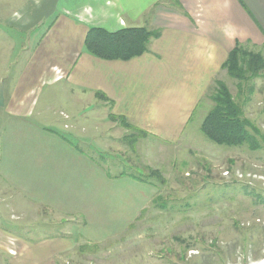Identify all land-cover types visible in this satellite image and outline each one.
<instances>
[{
  "label": "rangeland",
  "instance_id": "1",
  "mask_svg": "<svg viewBox=\"0 0 264 264\" xmlns=\"http://www.w3.org/2000/svg\"><path fill=\"white\" fill-rule=\"evenodd\" d=\"M19 2L0 0V14ZM6 24L0 23V191L16 193L9 206L0 198L1 237L31 232L72 242L58 264H264V70L242 88L224 69L220 76L258 128L257 150L218 145L201 131L216 80L176 141L141 136L119 120L108 132L103 110L89 120L75 116L80 108L65 96L66 82L51 83L43 67L49 60L32 59L49 22L30 32ZM25 92L35 100L33 111L13 117L9 99ZM101 174H131L149 184L124 179L99 192ZM46 190L57 192L62 212L44 201ZM24 192L31 199L18 196ZM12 263L0 247V264Z\"/></svg>",
  "mask_w": 264,
  "mask_h": 264
},
{
  "label": "crops",
  "instance_id": "2",
  "mask_svg": "<svg viewBox=\"0 0 264 264\" xmlns=\"http://www.w3.org/2000/svg\"><path fill=\"white\" fill-rule=\"evenodd\" d=\"M18 5L0 14V23L30 32L49 22L33 45L32 59L49 60L43 67L51 71V83L66 82L65 96L80 108L75 116L89 120L103 110L108 132L117 129L114 115L154 138L176 141L187 130L208 85L221 79L223 64L237 44L264 56V0H20ZM91 27H146L160 34L142 56L104 60L85 50ZM27 95L9 99L7 109L13 117L30 116L35 100ZM83 128L81 132L89 131ZM99 178V192L124 179L139 183L109 174ZM14 193L0 191V198L9 206ZM56 193L46 190L42 197L62 212ZM18 196L31 199L27 192ZM30 233L24 238L0 236V247L13 257L12 264H58L73 248L61 238Z\"/></svg>",
  "mask_w": 264,
  "mask_h": 264
},
{
  "label": "trees",
  "instance_id": "3",
  "mask_svg": "<svg viewBox=\"0 0 264 264\" xmlns=\"http://www.w3.org/2000/svg\"><path fill=\"white\" fill-rule=\"evenodd\" d=\"M159 34V31L146 27H127L118 31L91 27L87 32L84 47L88 53L104 60L128 61L148 52L151 39L158 37ZM223 69L228 77L237 80L239 88H242L243 82L246 83L261 76L264 70V56L261 52L248 50L237 44L229 53ZM98 95L105 97L100 92ZM210 99L212 108L204 117L200 127L205 136L222 146L248 145L250 149H259L261 145L256 136L259 134L258 128L244 115L243 108L224 80L215 81ZM111 119L119 120L122 126L140 133L141 136H148L146 131L133 126L124 117L111 115ZM126 139L134 145L137 137L130 135ZM152 174L160 176L159 171H154ZM128 176L148 183L145 179L134 177L131 174ZM89 248L90 246L85 245L81 250L84 252Z\"/></svg>",
  "mask_w": 264,
  "mask_h": 264
},
{
  "label": "bare ground",
  "instance_id": "4",
  "mask_svg": "<svg viewBox=\"0 0 264 264\" xmlns=\"http://www.w3.org/2000/svg\"><path fill=\"white\" fill-rule=\"evenodd\" d=\"M262 261V260H261Z\"/></svg>",
  "mask_w": 264,
  "mask_h": 264
}]
</instances>
